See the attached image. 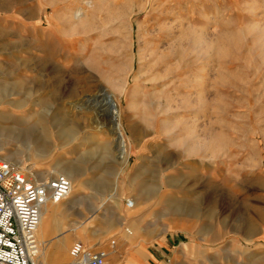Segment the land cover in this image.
Masks as SVG:
<instances>
[{
  "label": "rangeland",
  "instance_id": "obj_1",
  "mask_svg": "<svg viewBox=\"0 0 264 264\" xmlns=\"http://www.w3.org/2000/svg\"><path fill=\"white\" fill-rule=\"evenodd\" d=\"M257 1L0 0V157L27 171L50 168L40 181L62 174L53 170L61 162L78 182L75 205L48 239L62 229L74 235L69 253L77 241L100 242L107 264H264V0ZM140 4L147 9L127 15ZM77 10L88 17L82 26ZM166 16L181 19L159 40L153 27ZM188 27L208 29L214 45L194 51L180 39ZM157 46L167 54L160 68L183 78L184 97L201 105L167 114L149 97L131 105L136 90L161 88L150 70ZM107 77L125 81L126 92L117 96ZM106 103L122 117L127 163ZM214 136L217 147L189 152ZM40 152L47 160L36 159ZM246 221L258 228L250 238L238 229Z\"/></svg>",
  "mask_w": 264,
  "mask_h": 264
},
{
  "label": "bare ground",
  "instance_id": "obj_2",
  "mask_svg": "<svg viewBox=\"0 0 264 264\" xmlns=\"http://www.w3.org/2000/svg\"><path fill=\"white\" fill-rule=\"evenodd\" d=\"M254 3H256V2H254ZM136 9L138 12H142L143 10H145L147 8H146V6H144V4L143 5L140 4L138 6V8H131V6L126 7L125 12H127V15H130L131 13L136 12ZM171 10H172L171 12H173L175 10V8L172 7ZM130 11H131V13H130ZM121 15H122L121 13L118 14V16H121ZM86 17L87 16L84 13H80L78 10L73 13V19L77 20L78 26H80V25L82 26L85 24V21L88 18V17L87 18ZM183 17H184V14H183ZM177 19H181V18L178 16L172 17V18L170 16H166L165 18L163 17L160 21H158L156 23V25L153 27V33L156 34L155 37L160 40V38H162V37L165 38L164 35L170 34V32H172V28L175 25L174 21ZM139 27H140V25H139ZM207 30L198 31L197 29H194L193 27H188V29L183 31V34H182L180 39L182 41H188V43H190L193 46L192 48L194 51L195 50L196 51H202V50L204 51V50H207L211 46L214 45L212 42H208V38H206L205 32ZM261 33L264 35V32H261ZM223 37L226 39L225 41L230 45L234 44L235 41H237L236 37L232 33L224 34ZM160 43H161V41H159V44ZM158 46H160V45H158ZM158 46L156 47V49L152 53V58H154V61L152 63V67L150 68V70L152 71L151 72L152 73L151 74L152 81L154 82L155 85L158 84L159 86H161V88L160 89L157 88V90H155L154 92H151L149 96L144 95L140 91L136 90L135 93L132 94L133 101H131V105H133L135 107L137 105L136 103H138V101L144 102V98L149 97L152 100L151 105H154L157 109H161V111L166 113V114L170 113V111H172L174 109H180V108H183L185 106H190L191 108L193 106V109H194V105H196V104L201 105L202 104V98L197 99V102L194 103L193 97H187V98L184 97V95H185L184 93L187 92V87L184 88L185 87V81H183L184 79L181 78L180 76H178L177 79L176 78L171 79V75H173V72H171L169 69L165 70L163 68V67H165V68L167 67L166 66L167 64L164 63V61H163V59L165 58L166 52H165V50H164L165 54L163 51L159 52ZM156 50H158V51H156ZM166 57H167V54H166ZM161 65L163 66L162 67L163 69L160 68ZM155 68H157V69L159 68V69L157 70ZM123 70L127 71V73L131 72V68L129 66V63L126 64V66L124 67ZM51 73H53V72H51ZM202 78H203L202 74L195 75V77H194L195 83H201ZM106 79H107L106 81H107L109 87L115 92V94L117 96H122L126 92L127 84L125 81L121 80L120 82H116V81L114 82L110 77L109 78L107 77ZM86 83H87L86 88L87 89L90 88V83L88 82V80ZM190 83H192V82H190ZM58 85H59L58 81L53 82L52 87H54V89H55L54 90L55 92L53 95H56L57 93H59ZM176 90H178V91H176ZM180 90H181V92H179ZM176 94L178 96H174ZM52 97H54V96H52ZM203 103H204V101H203ZM145 107L147 108V104H145ZM105 108H106L105 110L108 111V114H107L108 116H107V118L105 117V119H107L109 121V124L111 125L109 129H110L112 135L115 137V141L119 145L118 147L120 149V154H121L122 158L124 159L125 163H127L129 150H128L127 138L123 132L122 117L120 116V113L116 112L115 109L112 107V105H110L109 103L105 104ZM177 120H179V119H177ZM106 122L104 120L102 122H99V121L97 122L98 128L100 131H102L105 128L103 124ZM179 123H181V122H179ZM177 125H178V122H177ZM163 128L166 129L167 128L166 125ZM167 129H170V127ZM134 133L137 134V131L134 130ZM211 138L212 137H210L209 140L207 139V141L205 140L202 145H198L196 143L192 144L189 147V152L194 153V154H198L200 152L206 153L208 151V149L210 147H212L213 145H215L217 147L218 141H217L216 136H214V138H212V139ZM25 144L30 149H32V148L41 149L40 147H37L34 144L30 143L29 140ZM31 144H32V146H31ZM42 152L35 155L36 159L47 160V158H48L47 155L45 154V152L44 153H42ZM0 159H4V160L12 163L15 166L17 165V167H19L23 172L27 173V174L26 173L25 174L29 178H36L37 180L41 177H44L45 175H48V173L51 170L50 168H47V169L43 170L42 172L36 171L34 169H28V171H27V168L22 167L21 163H15L6 157H0ZM58 161H60V159ZM53 170L55 173L58 170L60 173H62V175H65L70 180L72 187H71V192L63 201H61L59 203H48L46 205L48 207H45L43 210L40 226H39L38 231H37V237H38V240H40L39 242L41 244L40 257L37 259V263L38 264H47V263H45L46 260L50 259L49 261L51 264H73V259L71 257V253H69L70 252L69 247H70V244L72 243V239L74 238V235H68L62 229V232H59V234L57 235V238L55 239V242L53 243L54 244V250L52 252L51 251L48 252L49 247L52 245L49 242V240L47 241L46 239L49 236L50 231L52 230L53 227H56L57 230L60 229L59 227H62L61 225H58L59 224L58 223L59 218L61 216L63 217V214L66 213L69 209H71L75 205L76 199H77L76 198L77 197L76 188H78V182L76 180V177H74L75 175L73 174V171L71 169L67 168V164L59 162V163H57L56 166H54ZM210 197H212V196H210ZM216 199H212V200H214V202L217 204ZM131 202L133 203V208L136 209V206H137L136 201L134 200ZM49 205H53V206L49 207ZM238 229H243L242 232L244 233V235L246 237L250 238L251 236L256 234L258 228L253 221H246V223H244L243 225L238 227ZM75 238H78V236L75 235ZM68 257L71 258L70 263H67Z\"/></svg>",
  "mask_w": 264,
  "mask_h": 264
},
{
  "label": "built area",
  "instance_id": "obj_3",
  "mask_svg": "<svg viewBox=\"0 0 264 264\" xmlns=\"http://www.w3.org/2000/svg\"><path fill=\"white\" fill-rule=\"evenodd\" d=\"M71 187L65 175L40 181L0 159V264H38L41 244L37 231L43 210L48 203L63 201ZM128 207L133 208L131 201ZM71 257L73 264H107L109 251L77 242Z\"/></svg>",
  "mask_w": 264,
  "mask_h": 264
},
{
  "label": "crops",
  "instance_id": "obj_4",
  "mask_svg": "<svg viewBox=\"0 0 264 264\" xmlns=\"http://www.w3.org/2000/svg\"><path fill=\"white\" fill-rule=\"evenodd\" d=\"M51 206H53V205H49V207H51ZM46 207H48V206H46ZM56 238H57V235H56L55 239H56ZM55 239H53V238L48 239V237H47L46 240H47V241L49 240V242H50L51 245H52V246L49 247V251H48V252H50V251L52 252V251L54 250V244H53V243H54L55 241H53V240H55ZM73 239H74V238H73ZM73 239H72V240H73ZM75 239H77V238H75ZM72 242H73V241H72ZM77 242H79V241H77ZM87 242L90 243L88 240H87ZM81 243H82V241H81ZM96 243H97V244H94L93 246L90 245V246H92V247H97V246L99 247V246H101L100 242H96ZM83 244L88 245V244H86V243H84V242H83ZM104 248L107 249V250L109 251L108 248H106V247H104ZM111 253L115 255V254H117V251H116V250H112ZM109 256H110V251H109ZM128 261H129V259H128V260L126 259V260L124 261V263L126 262V264H127ZM45 263H47V264H51V263H48V262H45Z\"/></svg>",
  "mask_w": 264,
  "mask_h": 264
}]
</instances>
